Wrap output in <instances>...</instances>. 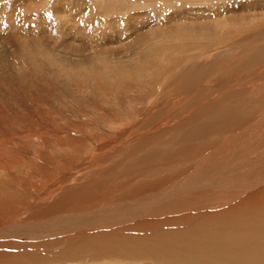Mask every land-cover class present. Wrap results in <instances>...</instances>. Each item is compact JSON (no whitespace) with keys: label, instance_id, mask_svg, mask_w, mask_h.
Masks as SVG:
<instances>
[{"label":"rangeland","instance_id":"1","mask_svg":"<svg viewBox=\"0 0 264 264\" xmlns=\"http://www.w3.org/2000/svg\"><path fill=\"white\" fill-rule=\"evenodd\" d=\"M137 2L0 0V214L4 220L10 216L7 221H11H6L5 226L0 223V264H77L82 261L84 264H160L135 254L141 252L142 245L155 253L160 241L187 240L186 233H190L185 229L192 223L207 219L213 230L216 225L219 229L223 227L226 231L220 233L221 238L238 237L241 233L250 235L253 229L256 232L264 226V196L259 195L256 203L241 204L246 209L236 204L245 195L237 198L238 201L229 199L226 205L222 203L227 196L241 192L239 186L246 178L240 179V173L247 175L249 167V171L255 169V161L252 165L249 162L251 157L260 158L261 154V150L253 152L252 145L264 143L261 128H264V0L219 1V6H215L224 16L210 10L202 12V16L201 12L185 10L187 4L180 2H138L139 5ZM209 4L215 3L205 6ZM177 5L183 13L174 15ZM188 6L197 8V4ZM217 15L221 21L218 26L214 25L213 18ZM173 23L184 25L182 36ZM172 24L174 29L170 33L178 34L175 41L156 40L154 49L161 47L163 51L154 55L147 52L155 29L172 28ZM192 25L202 28L199 40L184 38V33L198 30H190ZM143 33L142 39L147 38V42L142 43ZM207 101L211 112L215 108L219 111L230 108L225 111L228 118L220 116V120L212 119V122L211 118L205 119L198 106H204ZM204 121L208 122L206 133L188 136ZM255 124L262 125L257 128ZM195 125L198 127H193ZM257 130L261 134H256ZM244 132H248L247 136L242 135ZM214 151L218 156L221 154L219 157L232 161L231 167L225 160L222 167L227 168H221L225 171L220 172L215 165L225 158L212 156ZM82 159L85 160L82 162ZM241 161H247L248 166H241L245 163ZM198 162L208 167L202 165L206 169L202 168ZM233 164L244 168L239 170ZM211 165L213 169H209ZM232 167L240 173L234 172ZM190 168L194 170L187 171L185 176V169ZM203 171L205 179L203 184L197 181L199 188L196 182L186 184L191 179L196 181L194 179ZM226 171L228 178L223 179ZM231 171L236 177L239 173L240 177L236 178L234 173L235 178L230 177ZM252 174L249 172L247 177ZM234 179L241 180L239 190L236 186L233 189L232 185L237 184ZM183 181H186L185 187ZM190 186L197 189L189 190ZM187 193L193 195L191 199ZM164 195L170 198L166 201L185 195L190 201L197 196L190 201L191 207H187L209 204L213 211L191 220L179 218L173 223L164 222L161 213H152L161 206L159 203L165 204ZM233 205L234 208H228ZM180 210L173 214L184 212ZM141 220L146 223L142 225ZM69 225L71 228L67 227ZM127 244H133L132 248L139 251L133 252L134 255L118 253L117 256L123 258L129 256L128 260L112 261L115 253L111 254L110 249Z\"/></svg>","mask_w":264,"mask_h":264},{"label":"bare ground","instance_id":"2","mask_svg":"<svg viewBox=\"0 0 264 264\" xmlns=\"http://www.w3.org/2000/svg\"><path fill=\"white\" fill-rule=\"evenodd\" d=\"M141 2V3H147V2H149V3H164V2H168V4H170L171 2H174V4L175 3H178V2H180V3H183V4H187L186 6H187V8L189 7L188 5H190V4H197V8H194V7H196V5L192 8L191 6L187 9H185V10H192V11H194V13L196 12V13H199V12H204V11H207V10H210V11H213V12H215V11H217L218 12V10H219V8H218V10H217V6H215V5H218L219 6V1H222L223 2V0H171V1H168V0H135V2ZM164 1V2H163ZM137 2V3H138ZM134 3V2H133ZM208 3H215L213 6L211 5V4H209L208 5V7L207 6H205L206 4H208ZM241 3V2H240ZM227 4V3H226ZM226 4H224V5H226ZM246 4V3H245ZM69 5V4H68ZM138 5H139V3H138ZM179 5V4H178ZM177 5V6H178ZM232 5V4H231ZM108 4H107V8H108ZM182 6V5H181ZM228 7V6H227ZM114 8V7H113ZM103 10H105L106 11V9L105 8H103ZM109 10H111L112 11V7L109 9ZM223 10H225V9H223ZM237 10V9H236ZM226 11V10H225ZM228 11H229V9H228ZM253 11V10H252ZM104 12V11H103ZM107 12V11H106ZM109 12V11H108ZM183 13L182 11H181V8H179V6L178 7H176L175 8V10H174V15L175 14H179V13ZM216 12V13H217ZM223 12V11H222ZM186 13V12H185ZM188 13V12H187ZM219 14H221V12L219 11L218 12ZM217 13V14H218ZM133 14V13H132ZM157 14V13H156ZM172 14V15H173ZM205 14H206V12H205ZM205 14H204V16H205ZM209 14H210V12H209ZM135 15V14H134ZM137 15H138V12H137ZM143 15V14H142ZM182 15V14H181ZM207 15V14H206ZM241 15V14H240ZM245 15V14H244ZM128 16H131V15H129L128 14ZM177 16V15H176ZM196 16V15H195ZM202 16H203V13H202ZM221 16H224L223 14H221ZM250 16H252V15H250ZM156 17V16H155ZM172 17H174V16H172ZM185 17H186V15H185ZM198 17H200V16H198ZM218 17H220V16H214L213 18L215 19V22L216 23H214V25H216V26H218V24H220V23H218V22H221V21H219V18ZM234 17V16H233ZM240 17V16H239ZM64 18V17H63ZM131 18V17H130ZM135 18H136V16H135ZM159 18V17H158ZM183 18V17H182ZM202 18V17H201ZM225 18V17H224ZM238 18V17H237ZM244 18V17H243ZM66 19V18H65ZM161 19V18H160ZM175 19V18H174ZM200 19V18H199ZM221 19V18H220ZM262 19V18H261ZM81 21L83 20V18L82 19H80ZM106 20V19H105ZM136 20V19H135ZM134 20V21H135ZM181 20V19H180ZM179 20V21H180ZM158 21V20H157ZM236 20H234V22H235ZM252 21V20H251ZM64 22H66V20L64 21ZM175 22V21H174ZM223 22V21H222ZM178 23V22H177ZM59 24V23H58ZM174 24V23H173ZM173 24H172V28L171 27H169V28H159V27H157L158 28V30L159 31H157L156 29H155V31H154V28H153V30L152 31H154L155 33L153 34V35H151V37L153 36V42L151 41V43H150V45L149 44H145L146 46H148V48L150 47V49H148L147 50V52H154L153 53V55L155 54V53H158V51H163V50H160L161 49V47H157L156 49H154L155 48V42H156V40L157 41H161V40H164V41H168V42H174L175 41V39H176V36L178 35V34H171L170 33V31L172 30V29H174V27H173ZM224 24V23H223ZM231 24V23H230ZM125 25V24H124ZM151 25V24H150ZM157 25V24H156ZM175 25V27H176V23L174 24ZM236 25V24H235ZM62 26V25H61ZM126 26V25H125ZM200 26V25H199ZM130 27V26H129ZM153 27V26H152ZM183 27H184V25L182 26V24L181 25H177V31H178V33H179V35L180 36H182V34H180L181 32H182V30H183ZM194 27V28H193ZM103 28V27H102ZM122 28H124V26L122 27ZM135 28V27H134ZM185 28V27H184ZM190 28V30H196V29H198L197 31H195V32H192L191 34H189V33H184V38L185 39H188V40H192L193 39V37L194 38H199L198 36H200V34H201V29L202 28H200V27H196V25H192L191 27H189ZM214 28V27H213ZM212 28V29H213ZM217 28V27H216ZM131 29V28H130ZM208 29V27H204V30H207ZM215 29V28H214ZM128 31V30H127ZM189 32V31H188ZM217 32H218V30H217ZM170 34V35H169ZM203 35V34H202ZM142 36H145V34L143 33L142 35H141V39H142ZM140 37V36H139ZM206 37H208V36H206ZM140 38L138 39V40H141ZM146 40H147V38H145ZM144 38L141 40L142 41V43H143V40H145ZM180 39H182V37H180ZM144 41V42H147V41ZM199 40V39H198ZM133 41H135V40H133ZM137 41V40H136ZM141 41H139V42H141ZM167 43V42H166ZM138 44V43H137ZM140 44V43H139ZM170 44V43H169ZM230 44V43H229ZM141 45V44H140ZM157 45V44H156ZM169 47V46H168ZM189 47V46H188ZM157 49H159V50H157ZM165 49H167V48H165ZM159 53H161V52H159ZM252 54V53H251ZM95 59V58H94ZM90 60V59H89ZM250 60V59H249ZM248 61V60H247ZM251 63V62H250ZM188 77H190V78H192L190 75L188 76ZM187 77V78H188ZM186 78V79H187ZM189 78V79H190ZM198 79V78H197ZM191 80V79H190ZM189 80V81H190ZM240 92V91H239ZM238 92V93H239ZM213 93H214V91H213ZM216 94V93H215ZM231 95V94H230ZM235 95V94H234ZM239 94H237V96H238ZM210 96V95H209ZM203 97V96H202ZM207 97V96H206ZM219 98H220V96H218ZM217 97V98H218ZM222 97H225V96H222ZM239 97V96H238ZM203 99H204V97H203ZM212 100V99H211ZM219 99H217V101H218ZM228 100V99H227ZM226 100V101H227ZM235 100V99H234ZM253 100V99H252ZM212 102V101H211ZM213 103V102H212ZM214 104H215V102H214ZM219 106L220 105H218V108H219ZM224 106V105H223ZM241 106V105H240ZM211 107V106H210ZM231 107V106H230ZM239 107V106H238ZM198 108H199V111L201 112V114L205 117V119L206 118H211V122H212V119H219L220 120V116H225V111H226V109H225V111H219V110H216V108L214 109V112H211L210 111V108H209V102L207 101V103L204 105V106H198ZM212 108H214V107H212ZM221 108V107H220ZM222 109H223V107H222ZM223 109V110H224ZM230 108H228L227 110H229ZM239 110V109H238ZM232 111L234 112V108L232 109ZM231 111V112H232ZM228 112V111H227ZM231 112H229V113H231ZM239 112V111H238ZM221 114V115H220ZM231 115V114H230ZM227 116H225V118H226ZM143 118V117H142ZM192 118V117H191ZM198 118V117H197ZM228 118V117H227ZM204 119V118H203ZM221 120H223V119H221ZM165 121V120H164ZM168 121V120H167ZM193 123V122H192ZM216 123V122H215ZM60 124V123H59ZM132 124V123H131ZM164 124V123H163ZM175 124L177 125H179V123H177V122H175ZM183 124V123H182ZM181 124V125H182ZM198 124V123H197ZM207 124H208V122L207 121H204V122H202V124L198 127V129H195L193 132H188L189 133V135L188 136H190V135H193V134H199V133H201V132H205L206 133V129H207ZM154 125H156V124H154ZM174 125V124H173ZM209 125H210V123H209ZM254 125V124H253ZM252 125V126H253ZM257 125H259V126H261L262 124H257ZM256 124H255V126H257ZM160 126V125H159ZM213 126V125H212ZM216 126H217V124H216ZM259 126H257V128L259 127ZM264 126V125H263ZM134 127V126H133ZM168 127V126H167ZM174 127V126H173ZM178 127V126H177ZM176 127V128H177ZM193 127H195V128H197L196 127V125L195 126H193ZM211 127V126H210ZM247 127V126H246ZM250 127H251V125H250ZM262 129H264L263 127H261ZM194 129V128H193ZM250 128H248V130H249ZM254 129V128H253ZM252 129V127H251V130H253ZM156 130V129H155ZM256 130V129H255ZM259 130H260V128H259ZM259 130H257L256 131V134H257V132L259 131ZM125 131V130H124ZM157 131V130H156ZM212 131V130H211ZM254 131V130H253ZM246 132V131H245ZM243 133L242 135H245L246 134V136H247V134H248V132L247 133ZM255 132V131H254ZM260 132V131H259ZM258 132V134H261V133H259ZM261 132H262V130H261ZM126 133H127V131H126ZM129 133V132H128ZM209 133V132H208ZM263 133V132H262ZM180 135H182V134H180ZM180 135H179V137H180ZM184 135V134H183ZM263 135V137H264V134H262ZM184 136H187V135H184ZM258 136V135H257ZM182 137V136H181ZM259 137H260V135H259ZM89 138V137H88ZM191 138V137H190ZM193 138V137H192ZM236 138V137H235ZM238 139H240V137H237ZM243 138H245V136H243ZM242 138V139H243ZM249 138H251V137H249ZM84 139V138H83ZM179 139V138H178ZM182 139H183V137H182ZM233 139V138H232ZM237 139V140H238ZM231 140V139H230ZM233 140H236V139H233ZM236 140V141H237ZM255 140V139H254ZM60 141H61V139H60ZM59 141V142H60ZM228 141V139L226 140L225 139V142H227ZM244 141V140H243ZM48 142V141H47ZM224 142V143H225ZM232 142V141H231ZM241 142V141H240ZM245 142V141H244ZM77 143V142H76ZM221 143V142H220ZM223 143V144H224ZM228 143V142H227ZM224 144L225 146H227L228 144ZM233 143V142H232ZM246 143V142H245ZM60 144V143H59ZM59 144H58V146H59ZM156 144V143H155ZM250 144V143H249ZM252 144H254V143H252ZM263 144V145H262ZM64 145V144H63ZM62 145L60 144V147H61ZM65 146V145H64ZM159 146V145H158ZM216 146H217V144H216ZM216 146H214V147H216ZM229 146H230V143H229ZM231 146L233 147V144H231ZM243 146V145H242ZM242 146H240V147H242ZM245 146H248L247 145V143H246V145ZM253 146V152H255V151H257V152H259V150H261V152H259V153H261L260 154V158H258V156H256V155H254L253 157H251V159H252V161L251 162H249V164L250 165H252L253 163H254V161H255V166H256V168L255 169H252V171H249V168L251 169V167H249L248 168V171L249 172H251V174H252V172L255 170V173H253L250 177H247V175H248V171H247V175L246 174H244V173H242L243 174V176H242V174L237 170V169H239V170H241L242 168H244V167H242V168H238L239 166H237V167H235L236 165H234L233 164V166H234V168H237L236 170L240 173V175H241V177L239 176V173H238V176L240 177V179H244V178H242V177H245L246 179H244L243 181H242V183H241V180H240V182L238 181H236L235 179V181H236V183H234V184H236V185H232L233 186V189H234V186H236V188L239 186L238 185V183H241V185L239 186V189H240V191L241 192H238V194H236V195H234V194H231L230 195V197H228L227 196V198H226V201L225 202H223L222 201V203L223 204H225V203H227L228 201H229V199H232V201L233 200H236L237 198L239 199L240 197H244V195H245V197L244 198H240V200L238 201V199L236 200V201H238L236 204H238V203H240V205L242 204H247V203H249V202H253V203H256V201L257 200H259V195L260 196H264V153H263V151H264V143L263 142H260V143H258L257 145L256 144H254V145H252ZM63 147V146H62ZM121 147V146H120ZM214 147H212L213 149H214ZM220 147V146H219ZM219 147L217 148V149H219ZM41 148V147H40ZM100 148V147H99ZM98 148V149H99ZM244 148V147H243ZM241 149V148H240ZM250 149V148H249ZM40 150V149H39ZM247 150V149H246ZM99 151H101V150H99ZM216 151H218V150H216ZM216 151H214L213 153H214V155H212V156H218V155H216V154H219V153H216ZM225 151V150H224ZM218 152H220V150L218 151ZM216 153V154H215ZM221 153H222V151H221ZM243 153V152H242ZM241 153V154H242ZM203 154H205V153H203ZM211 154H212V152H211ZM223 154H224V152H223ZM222 154V155H223ZM221 155V154H220ZM219 155V156H220ZM225 155V154H224ZM234 155H237V153H235ZM147 156V155H146ZM211 156V155H210ZM217 157L218 159L219 158H222V157ZM227 157H228V155H226ZM239 156H241L242 157V155H239ZM23 157V156H22ZM208 157V156H207ZM231 157H233V156H231ZM230 157V158H231ZM45 158V157H44ZM43 158V159H44ZM89 158V157H88ZM210 158V157H209ZM213 158V157H212ZM223 158H225V157H223ZM222 158V159H223ZM258 158V159H257ZM241 159V158H240ZM68 160V159H67ZM85 160V159H84ZM83 159H82V162L84 161ZM199 160V159H198ZM207 160H208V158H207ZM212 160V159H211ZM215 160H217V159H215ZM225 160H226V158L224 159V161L222 162V160H218L217 161V165H215L216 166V168L219 170V169H221V168H223V169H225L224 167H226L227 168V166H225L224 165V167H222L223 165L222 164H224V162H225ZM204 161V160H203ZM213 161H214V158H213ZM226 161H228V159L226 160ZM81 162V163H82ZM205 162V161H204ZM204 162H203V164H202V162L200 163V162H198V163H200L201 164V166L202 165H205L204 164ZM214 162H216V161H214ZM229 162V161H228ZM241 162H245V163H242V165L241 166H245V165H247L248 166V163H246L247 161H241ZM212 163V162H211ZM226 163V165L228 164V165H230L229 167H231V164H232V161H231V163L229 162V163H227V162H225ZM209 164H210V161H209ZM214 164V163H213ZM237 164H240V163H237ZM21 165V164H20ZM206 166V165H205ZM246 166V167H247ZM21 167V166H20ZM88 167V166H87ZM206 167H208V166H206ZM210 168L209 169H211L212 168V165L211 166H209ZM213 167H214V165H213ZM228 167V168H229ZM62 168V167H61ZM196 168V167H195ZM202 168H205V167H203L202 166ZM233 168V167H232ZM232 168H230V169H228V171L229 170H231ZM234 168H233V171H234ZM253 168H254V166H253ZM192 168H190V169H185V171H186V175L185 176H187V171L189 172V170H191ZM197 169V168H196ZM206 169V168H205ZM213 169V168H212ZM215 169V168H214ZM223 169H221V170H219L220 172H222V171H225V170H223ZM192 170H194V168L192 169ZM216 170V169H215ZM227 170V169H226ZM234 171V172H237V171ZM243 170V169H242ZM206 171H209V170H206ZM212 171V170H211ZM218 171V172H219ZM233 171H231V173L230 174H232V173H234ZM246 171V170H245ZM15 172V171H14ZM192 172V171H191ZM194 172V171H193ZM219 172V173H220ZM52 173V172H51ZM182 173H183V171H182ZM196 173H197V170H196ZM209 173V172H208ZM207 173V174H208ZM213 173V172H212ZM215 173V172H214ZM227 173V171L226 172H224V174H225V176L226 175H228V174H226ZM62 174V173H61ZM190 173H188V177H190L191 175H189ZM205 174H206V172L204 173V171H203V173L202 174H200V176H199V174H198V177L197 178H195L194 180H196V181H192V179H191V182L190 181H188V182H186V184H190V185H193V183L192 182H196V186H197V181H203V179H205ZM219 175H221V174H219ZM244 175H246V176H244ZM250 175V174H249ZM248 175V176H249ZM52 176L54 177L55 175H53L52 174ZM184 176V177H185ZM230 177L232 176V178H235L236 176H235V173H234V176L235 177H233V174L232 175H229ZM238 176L236 177V178H238ZM48 177V176H47ZM139 177V176H138ZM161 177V176H160ZM195 177V176H194ZM212 177V176H211ZM214 177V180H215V176H213ZM229 177V178H230ZM20 178V177H19ZM81 178V177H80ZM192 178V177H191ZM207 178H209V177H207ZM217 178H219V177H217ZM224 178H228V176H226V177H224L223 176V179ZM231 178V179H232ZM51 179V178H50ZM185 179V178H184ZM183 179V180H184ZM189 180H190V178H188ZM211 179V178H210ZM213 179V178H212ZM207 180H209V179H207ZM218 180V179H217ZM58 180H56V182H57ZM60 181V180H59ZM66 181V180H65ZM64 181V182H65ZM209 181H211L212 182V180H209ZM218 181H220V179L218 180ZM234 181V182H235ZM53 182V181H52ZM69 182V181H68ZM184 181H183V187H185L184 186V183H185ZM226 182V181H225ZM231 182H233V179H232V181ZM231 182H230V184L229 185H231ZM261 182V186H262V184H263V186L261 187L260 185H259V183ZM59 183V182H58ZM157 183V182H156ZM180 183V182H179ZM204 182H202V184H203ZM206 183V182H205ZM209 183V182H208ZM62 184V183H61ZM61 184H58V185H54V186H60V187H62V185ZM177 184V183H176ZM176 184H172L171 186H175ZM180 184V185H181ZM215 184V183H214ZM219 185H222L221 183H218ZM157 185V184H156ZM216 185V187H218V185H217V183L215 184ZM51 186H52V184H51ZM152 186V185H151ZM173 186V187H174ZM177 186V185H176ZM188 186V185H187ZM190 186V188L191 189H189V190H192V189H197V187L199 188V186ZM208 187L210 186V185H207ZM214 186V185H213ZM255 186H259L260 188H257V189H253L252 187H255ZM53 187V186H52ZM178 187H180V186H178ZM215 187V188H216ZM222 187V186H221ZM224 187V186H223ZM222 187V188H223ZM227 187H228V185H227ZM54 188V187H53ZM176 188V187H175ZM204 187H202V188H200V191L203 189ZM205 188H207V187H205ZM213 188V187H212ZM250 188H252V189H250ZM50 189V188H49ZM48 188H47V190H49ZM167 189H168V187H167ZM170 189V188H169ZM171 189H172V187H171ZM174 189V188H173ZM177 189V188H176ZM184 189V188H183ZM217 189H219V187L217 188ZM227 189H229V188H227ZM238 189V188H237ZM238 189V190H239ZM243 189V190H242ZM120 190V189H119ZM166 190V189H165ZM177 190H180V189H177ZM208 190H211V188H209ZM216 190V189H215ZM163 191V190H162ZM168 191H170V190H168ZM174 191H176V190H172V191H170V192H174ZM198 191V190H197ZM196 191V192H197ZM200 191H198L199 193H201ZM203 191V190H202ZM206 191V190H205ZM211 191H213V190H211ZM179 192V191H178ZM184 192H185V190H184ZM193 193V195H195V193H194V191H192ZM217 192V191H216ZM234 192H235V190H234ZM46 193V192H45ZM51 193H52V190H51ZM154 193V192H153ZM164 192H162L161 194H160V196L163 194ZM165 193H166V191H165ZM169 192H167V194H168ZM181 193V192H180ZM179 193V194H180ZM214 193V192H213ZM117 194H118V192H117ZM121 194V193H120ZM123 194V193H122ZM145 194V193H144ZM174 194V193H173ZM186 194V193H185ZM198 193H196V195H197ZM203 194H205V193H203ZM216 194H219V192L218 193H216ZM224 194V193H223ZM114 195V194H113ZM119 195V194H118ZM123 195H125V194H123ZM156 195H159V194H156ZM183 195V194H182ZM189 195V197L188 198H190V197H192L193 195H191L190 196V194H188L187 193V196ZM201 194H199L198 196H200ZM212 195V194H211ZM214 195V194H213ZM221 195V194H220ZM34 196V195H33ZM121 196V195H120ZM119 196V197H120ZM126 196V195H125ZM163 196V195H162ZM175 196V195H174ZM186 196V195H185ZM184 196V197H185ZM187 196H186V198H187ZM202 196V195H201ZM204 196V195H203ZM210 196V195H209ZM236 196V198H234ZM122 197V196H121ZM124 197V196H123ZM143 197H145V196H143ZM143 197H142V199H143ZM147 197V196H146ZM157 197V196H156ZM184 197H182V196H178V197H176L175 199H173V200H171V201H166V198H168V197H166L165 198V195H164V200L167 202H165V204H161V203H159L161 206H159L158 208H154V210L152 211V213L153 214H156V213H159V215H163V217H162V221H166V222H174V220H177V219H179V218H181L182 219V221L184 220L185 221V219H183V218H189L190 220H191V218H193L194 216L196 217V215H198V216H200V215H203L202 213H204V212H206V211H208L209 212V215L212 213V211L213 210H211L209 207L211 206H208V205H204V206H201V205H197V206H192V207H196V208H189V207H191V205L193 204V203H191L190 204V206H189V203H190V201L192 202L194 199H197L196 197L197 196H194L195 198L193 199V200H190V201H187ZM211 197V196H210ZM151 198H152V196H151ZM155 198V197H154ZM158 199L160 198V200H161V197H157ZM201 198V197H200ZM216 198V197H215ZM256 198V199H255ZM141 199V200H142ZM156 199V198H155ZM162 199H163V197H162ZM170 198H168V200H169ZM108 200V199H107ZM115 200V199H114ZM121 200V199H120ZM145 200H147V198L145 199ZM153 200V199H152ZM198 200H199V198H198ZM201 200V199H200ZM206 200V199H205ZM204 200V201H205ZM228 200V201H227ZM33 201V200H32ZM106 201V200H105ZM109 201V200H108ZM111 201V200H110ZM197 201V200H196ZM38 202V201H37ZM46 202V201H45ZM142 202V201H141ZM163 202V201H162ZM51 203V202H50ZM72 203V202H71ZM78 203V202H77ZM104 203H107V202H104ZM127 203V202H126ZM152 203V202H151ZM151 203L149 204L150 205V207H152L151 206ZM155 203V202H154ZM204 203V202H203ZM219 203V202H218ZM221 203V202H220ZM219 203V204H220ZM235 203V202H234ZM251 204V205H255V204ZM13 204V203H12ZM32 204V203H31ZM44 204V203H43ZM88 204V203H87ZM130 204V203H129ZM156 204V203H155ZM223 204H222V206H223ZM14 205V204H13ZM13 205H12V207H13ZM25 205V204H24ZM36 206H37V204H35ZM41 205V204H40ZM54 205V204H53ZM72 205H74V204H72ZM90 205V204H89ZM101 205V204H100ZM106 205V204H105ZM108 205V204H107ZM112 205V204H111ZM114 205V204H113ZM116 205V204H115ZM119 205V204H118ZM122 205V204H121ZM196 205V204H195ZM226 205V204H225ZM239 205V206H240ZM241 205V206H242ZM249 205V204H248ZM251 205H249V206H251ZM264 205V204H263ZM45 206V205H44ZM55 206V205H54ZM63 206V205H62ZM83 206V205H82ZM102 206V205H101ZM158 206V205H157ZM187 206H189V207H187ZM219 206V205H218ZM217 206V207H218ZM247 206V205H246ZM249 206H248V208H249ZM19 207V206H18ZM21 207V206H20ZM46 207H47V204H46ZM109 208H110V205L108 206ZM150 207H149V209H150ZM155 207V206H154ZM185 207H187V208H185ZM236 207H238V205H236ZM243 208H244V206H242ZM258 207V206H257ZM39 208V207H38ZM57 208V207H56ZM60 208V207H59ZM73 208V207H72ZM77 208H79V207H77ZM76 208V209H77ZM101 208V207H100ZM189 208V209H188ZM224 208H225V206H224ZM228 208H230V209H232V208H234V205L233 206H231V207H228ZM15 209V208H14ZM51 209H52V207H51ZM58 209V208H57ZM75 209V210H76ZM127 209V208H126ZM146 209V208H145ZM148 209V212L150 211ZM180 209H183V213L181 214V213H179V214H173V212L175 213V211H182V210H180ZM219 210L220 208L218 207V208H216V210ZM242 209V208H241ZM244 209H246V208H244ZM12 210V209H11ZM35 210V209H34ZM83 210V209H82ZM133 211H135L134 209H132ZM215 210V209H214ZM238 210V209H237ZM27 211V210H26ZM77 211V210H76ZM87 211V210H86ZM95 210H93V212H94ZM109 211H111V210H109ZM113 211V210H112ZM129 211V210H128ZM178 211V212H179ZM233 211V210H232ZM235 211V210H234ZM239 211H240V209H239ZM45 212H46V210H45ZM48 212H50V208H49V211ZM56 212V211H55ZM63 212V211H62ZM67 212V211H66ZM66 212H65V214H66ZM68 212H69V210H68ZM78 212H79V210H78ZM97 212V211H96ZM103 212V211H102ZM125 212H127V210H125ZM146 211H144V213H145ZM151 212V211H150ZM211 212V213H210ZM6 213V212H5ZM4 213V215H3V217L6 215ZM32 213V212H31ZM54 213V212H53ZM57 213V212H56ZM71 213V212H70ZM69 213V214H70ZM74 213V212H73ZM82 213V212H81ZM91 213V212H90ZM104 213H106L105 211H104ZM110 213H113V212H110ZM140 214H141V211L139 212ZM151 213V214H152ZM161 213V214H160ZM169 213V214H168ZM13 214V213H12ZM36 214H39V213H37V211H36ZM42 214V213H41ZM43 214H44V212H43ZM63 215L64 217L66 216V215ZM83 214V213H82ZM135 214V213H134ZM136 214H137V217H138V213L136 212ZM143 214V213H142ZM164 214H167L166 216L164 215ZM236 214V213H235ZM14 215H16V214H14ZM13 215V216H14ZM19 215V214H18ZM47 215V214H46ZM45 215V216H46ZM50 215V214H49ZM67 215H68V213H67ZM71 215H72V213H71ZM88 214H84V216H87ZM92 216H93V214H91ZM90 215V217H92ZM126 215H128V214H126ZM130 215V214H129ZM133 215V214H132ZM145 215H146V213H145ZM177 215V216H176ZM179 215V216H178ZM8 216V215H7ZM7 216H6V218H7ZM17 216V215H16ZM32 216V215H31ZM62 216V215H61ZM62 216V217H63ZM69 216V215H68ZM74 216L76 217V215L74 214ZM80 216V215H79ZM143 216V215H142ZM175 216V217H174ZM264 216V215H263ZM0 217H1V214H0ZM30 217V216H29ZM28 217V218H29ZM37 217V216H36ZM102 217V216H101ZM124 217V216H123ZM139 217H141L140 215H139ZM152 217H153V215H152ZM151 217V218H152ZM208 217V216H207ZM239 217V216H238ZM237 217V219L239 220V218ZM2 218V217H1ZM0 218V219H1ZM5 218V219H6ZM8 218H10V216L8 217ZM7 218V219H8ZM14 218V217H13ZM27 218V219H28ZM33 218V217H32ZM67 218H70V217H67ZM79 218V220L82 218H80V217H78ZM97 218V217H96ZM127 218V217H126ZM135 218V217H134ZM149 218V217H148ZM157 218V217H156ZM200 218V217H199ZM209 218H211V216L209 217ZM208 218V219H209ZM234 218V217H233ZM256 218V217H255ZM3 219V221H5V223L2 221V222H0V223H3V225L2 226H5L4 224H6L7 225V222H11V221H7V219L6 220H4V218H2ZM23 219V218H22ZM25 220H26V218H24ZM23 219V220H24ZM57 219V218H56ZM62 219V218H61ZM64 219V218H63ZM66 219V218H65ZM88 219V218H87ZM136 219V218H135ZM142 219V218H141ZM147 219V218H146ZM159 219V218H158ZM231 220H232V218H230ZM235 220H237L236 218H234ZM259 219H261V217L259 218ZM9 220V219H8ZM11 220H12V218H11ZM53 220V219H52ZM95 220V219H94ZM123 220V219H122ZM229 219H227V221H228ZM234 220V221H235ZM252 220V219H251ZM263 220V219H262ZM1 221V220H0ZM7 221V222H6ZM35 221V220H34ZM47 221V220H46ZM54 221V220H53ZM63 221V220H62ZM67 221V220H66ZM70 222H68V223H71V220H69ZM89 221H91V220H89ZM126 221V220H125ZM142 221V223H143V220H141ZM147 221V220H146ZM159 220H157V222H158ZM161 221V220H160ZM219 221V220H218ZM227 221H226V223H227ZM240 221H242V220H240ZM37 222V221H36ZM55 222H56V220H55ZM58 222H61L60 221V218H59V221ZM88 222V221H87ZM134 222V221H133ZM145 222V221H144ZM150 222V221H149ZM154 222V221H153ZM172 222V223H173ZM224 222H225V220H224ZM229 222V221H228ZM243 222V221H242ZM254 222V221H253ZM262 222V221H261ZM16 223V222H15ZM32 223V222H31ZM67 223V222H66ZM67 223V224H68ZM89 223H92V222H89ZM136 223H137V221H136ZM141 223V224H142ZM146 223V222H145ZM145 223H143L142 225H144ZM161 223H163V222H161ZM221 223H223V220H222V222ZM225 223V224H226ZM255 224H257L256 222H254ZM19 224V223H18ZM23 224H26V223H23ZM54 224H58V223H54ZM60 224H62V223H60ZM78 224V223H77ZM86 224V223H85ZM132 224V223H131ZM224 224V225H225ZM233 224H235V223H233ZM251 224H253V223H251ZM8 225H9V223H8ZM42 225V224H41ZM59 225V224H58ZM57 225V226H58ZM65 225V224H64ZM72 225H75V223H73ZM72 225H69V226H67V227H70V226H72ZM79 225V224H78ZM78 225H76V227L78 226ZM164 225V224H163ZM248 225V224H247ZM27 226H28V224H27ZM53 226V225H52ZM63 226V225H62ZM86 226V225H85ZM88 226V225H87ZM149 226V225H148ZM147 226V227H148ZM185 226V225H184ZM228 226V225H227ZM226 226V227H227ZM231 226V225H230ZM256 226V225H255ZM259 226V225H258ZM1 227V226H0ZM75 227V226H74ZM75 227V228H76ZM131 227H132V225H131ZM212 226H211V224H210V222L206 219V221L205 222H197V223H192V224H190L185 230L186 231H188L190 234H188V233H186L188 236H187V240H183V241H180L176 236V238L178 239H176L175 241H173V242H171V241H167V242H164V241H158L159 243V247H157L156 248V251H154L155 253H153V252H151V251H149L150 250V248H148V246H147V249H146V246L145 245H142L141 246V244H139L141 247H140V251L141 252H139V253H137V254H135V255H139V257L138 258H141V256H145V257H148V258H150V259H154V260H156L155 262H159L160 264L162 263V264H264V226L262 227H259V230H257L256 232H255V229H253L252 231V233L250 234V235H242V233H241V236H238V237H223V238H221V235H220V233H222L223 232V234H224V232L226 231V230H223V227H222V229H219V227L218 228H216L217 227V225H216V227H215V229L213 230L212 228H211ZM214 227V226H213ZM22 228V227H21ZM71 228V227H70ZM89 228V227H88ZM98 228V227H97ZM127 228H129V227H127ZM134 228V227H133ZM239 228H241V227H239ZM42 229V228H41ZM54 229V228H53ZM60 229H62V227L60 228ZM77 229V228H76ZM126 229V228H125ZM230 229V228H229ZM236 229H238V228H236ZM1 230H3V229H1ZM29 230H31V228L29 229ZM32 230H34V229H32ZM78 230V229H77ZM232 230V229H231ZM233 230H234V228H233ZM249 230V229H248ZM5 231V230H4ZM28 231V230H27ZM58 231H60V230H58ZM234 231H236V230H234ZM244 231V230H243ZM246 231H247V229H246ZM20 232V231H19ZM61 232V231H60ZM62 233V232H61ZM182 233H183V230H182ZM260 233V234H259ZM227 234H228V232H227ZM237 234V233H236ZM248 234H249V232H248ZM238 235V234H237ZM183 236H186L185 234L183 235ZM232 236V235H231ZM180 238V237H179ZM157 244V245H158ZM135 245V244H134ZM156 245V246H157ZM138 246V245H137ZM121 247H123V246H120L119 248L117 247V248H113V249H110V250H112V251H110V253L112 252L113 254L115 253V256H113V255H110L112 258H111V260L112 261H119V260H128V258H129V256H127L126 258L124 257H122V256H117V254L118 253H123V254H120V255H125L126 254V252L129 254V255H134L133 254V252H138L139 250H138V248H137V250L138 251H136L135 249H133L132 247H134L133 246V244H132V246L131 245H129V244H127L125 247H123V250L124 251H122L121 250ZM151 249H153V247L151 248ZM102 250V249H101ZM155 250V249H154ZM73 252V251H72ZM111 253V254H112ZM128 254H126V255H128ZM86 256H87V254H86ZM73 257H75V256H73ZM85 257V256H84ZM70 258V260H71V257H69ZM77 258V257H76ZM80 258V257H79ZM89 259H90V255H89V257H88ZM65 259V258H64ZM68 259V258H67ZM89 259H88V261H89ZM93 259H94V257H93ZM99 259V258H98ZM69 260V261H70ZM76 260V259H75ZM99 260H101V259H99ZM138 260H140V259H138ZM64 261V260H63ZM81 261H82V259H81ZM91 262H92V260H90ZM5 262V261H4ZM7 263H8V260L6 261ZM71 262V261H70ZM10 263V262H9ZM60 263V262H59ZM69 263V262H68ZM76 263V262H75ZM87 263V262H86ZM77 264H84L83 263V261L82 262H79V263H77Z\"/></svg>","mask_w":264,"mask_h":264}]
</instances>
